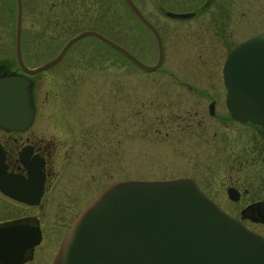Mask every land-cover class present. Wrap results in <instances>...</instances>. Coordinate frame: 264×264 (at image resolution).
<instances>
[{
  "label": "rangeland",
  "instance_id": "1",
  "mask_svg": "<svg viewBox=\"0 0 264 264\" xmlns=\"http://www.w3.org/2000/svg\"><path fill=\"white\" fill-rule=\"evenodd\" d=\"M134 1L161 33L162 67L139 70L128 61L124 66L120 54L104 42L93 36L82 37L56 65L30 74L38 95L60 93L52 102L39 103V109L45 106L49 112L52 106H66L75 114H83L81 101L93 96L89 102L94 121L90 147L95 155L92 160L83 161V156V162L72 163L94 169L89 178L94 177L96 189L119 177L195 175L222 201L216 184L230 174L227 166L232 160L230 152H235V141L227 142L223 160L208 159L201 149L217 148L215 143L208 140L206 146L208 141L174 140L168 123L171 113L182 110L179 105L190 103L187 93L224 92L221 60L229 47L264 30V0ZM220 9H227L225 26L216 25ZM168 10L192 11L195 15L188 20L169 18ZM15 14V0H0V63H7L10 70L19 69L13 42ZM84 28L98 29L149 64L156 60L155 39L135 21L122 0H22L24 62L29 67L42 64ZM108 110L113 111L111 119ZM43 116L37 110L36 120ZM59 116L57 113L51 119V126L57 127ZM78 120L87 119L81 116ZM208 180L214 187L208 186ZM20 210L0 195V219Z\"/></svg>",
  "mask_w": 264,
  "mask_h": 264
},
{
  "label": "water",
  "instance_id": "2",
  "mask_svg": "<svg viewBox=\"0 0 264 264\" xmlns=\"http://www.w3.org/2000/svg\"><path fill=\"white\" fill-rule=\"evenodd\" d=\"M123 1L154 35V63L143 62L99 31L84 29L69 37L52 58L29 67L22 57V6L21 0H16L15 51L19 65L27 73L38 72L56 63L74 41L94 36L138 67L158 68L163 59L160 33L134 0ZM222 73L232 116L259 125L264 131V31L230 49ZM29 83L23 75L0 77L1 126L19 127L30 121ZM8 180L0 150V189L22 200H37L39 187L33 191L29 181L10 178V185H24L21 191H10ZM33 193L34 198H28ZM26 245L22 236L10 237L9 228H0L3 264H14L17 260L11 258L10 250H23ZM52 264H264V237L219 208L189 177L127 178L108 184L77 214Z\"/></svg>",
  "mask_w": 264,
  "mask_h": 264
},
{
  "label": "flooded vegetation",
  "instance_id": "3",
  "mask_svg": "<svg viewBox=\"0 0 264 264\" xmlns=\"http://www.w3.org/2000/svg\"><path fill=\"white\" fill-rule=\"evenodd\" d=\"M171 12L180 13L179 11ZM226 12L227 9L222 11L220 9L218 18L216 17L218 20L216 25L225 26L228 23ZM194 15L195 13L188 17H181L178 14L167 16L188 20ZM135 21L148 31L137 18ZM13 42L15 46V28ZM122 45L134 53L129 47ZM234 45L227 49L221 60V80L223 61ZM64 55L46 69L56 65ZM120 56L124 66L128 61L142 70L130 62L126 56L122 54ZM162 62L158 69L162 67ZM15 74H23L30 79L27 92L32 115L29 122H22L19 127L0 125V150L8 173L10 191L23 190L24 185H10V178H16L18 181H29L33 191L39 187L40 193L36 201L30 202L0 191V195L10 203L22 208L21 212H9L2 217L0 228H9L10 237L17 234L25 238L27 247L11 252L13 258L17 260L14 264H51L65 232L78 212L108 183L122 177L108 180L96 189L94 177L89 178V175L94 173V169L79 163L75 166L72 163V160L81 162L83 156L85 157L83 161L92 160L95 155L94 149L90 147V140L94 136L92 130L94 121L91 120L92 107L89 102L93 96L90 98L85 96L87 104L84 99L81 101L83 114H75L74 110L70 111V107L66 106L58 107V109L52 106L48 112L45 106L39 109L41 106L39 103L52 102L60 96V93L44 92L38 95L33 88V80L20 65L19 69L10 70L7 63L4 61L0 63V77H10ZM187 94L191 99L190 103L179 105L178 108L182 110L175 114L171 113L168 123V127L172 126L170 137L174 140L182 138L194 142L206 143L209 140L215 143L217 148L201 149L208 159L223 160L224 147L229 140L235 141L233 148L235 152H230L232 160L227 166L230 174L225 175L216 184L222 195V201L204 187V185L207 186L205 180H200L195 175L180 176L193 178L199 188L224 211L249 229L264 236V131L255 124L241 122L231 115L226 105V92L221 94L220 92L218 94L189 92ZM37 110L44 114L43 119L39 121L36 120ZM110 110H108V116L111 119L113 111ZM57 113L60 115L58 124H56L57 127H53L50 121ZM81 116L87 120H78ZM102 119L103 117L100 120ZM209 141L206 146L210 144ZM208 182V186L214 187L212 181L208 180ZM28 198H34V193ZM0 264L3 263L0 261Z\"/></svg>",
  "mask_w": 264,
  "mask_h": 264
}]
</instances>
